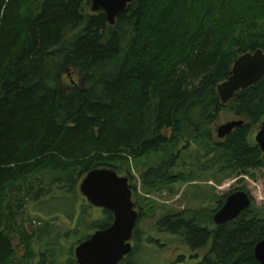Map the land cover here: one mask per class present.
<instances>
[{"label":"trees","instance_id":"16d2710c","mask_svg":"<svg viewBox=\"0 0 264 264\" xmlns=\"http://www.w3.org/2000/svg\"><path fill=\"white\" fill-rule=\"evenodd\" d=\"M90 6L0 0V264L35 261V234L23 220L29 205L46 201L58 183L59 193L76 191L93 170L120 175L130 161L161 154L141 179L145 189L173 191L200 179L180 172L188 150L177 148L187 138L205 141L225 172L264 169L252 139L264 122V78L227 106L218 94L239 57L264 52V0H134L114 26L104 13L87 12ZM226 109L245 123L217 142L209 126ZM225 201L219 199L220 209ZM144 207L135 205L139 222L151 215ZM254 209L253 202L221 227L213 223L218 209L170 216L159 227L193 251L212 243L199 264H260L255 247L264 240V213ZM113 222L104 210V220L89 229ZM17 239L26 249L22 258Z\"/></svg>","mask_w":264,"mask_h":264},{"label":"rangeland","instance_id":"374dc122","mask_svg":"<svg viewBox=\"0 0 264 264\" xmlns=\"http://www.w3.org/2000/svg\"><path fill=\"white\" fill-rule=\"evenodd\" d=\"M88 11L91 12V6ZM237 119L230 109L224 110L218 121L209 126L213 131L214 140L221 142L216 132L220 126ZM257 133L258 128H255L253 141ZM181 149L188 151L183 156V163L186 162V166L180 172L185 170V173H195L197 178L200 176V179L192 184H176L172 187L173 191L161 186L154 190L145 189L141 175L164 158L161 154L130 161L125 165L126 171L120 174L121 177L129 178L136 207L139 208V202H142L146 214L151 212L150 217L142 218L138 224L137 238L139 240L141 238L142 243L139 245V251L132 258L133 264H199L202 259L195 257L194 253L191 254L183 237L162 231L159 224L163 219L175 215L189 218L195 213L205 212L207 216L212 210L220 209L219 199L223 200L239 189L251 195L254 211L264 213V169H250L247 175L242 172H225L224 160L220 161L219 156L213 155L205 141L187 138L177 148V150ZM208 161L212 162L214 171L208 169ZM129 170L131 175L127 173ZM231 175L233 176L228 178ZM43 181L45 184L49 183V175H46ZM82 181L83 179L80 178L76 191L64 193H59L58 183L51 188L46 201L29 205L23 220L27 221L25 223L27 230L35 234L33 250L36 258L30 264H39L42 259L45 260V264L74 262L75 248L81 243L80 241L95 233L89 229L93 221L104 220L103 210L92 207L81 194ZM34 218L42 221L43 224L34 221ZM206 221L202 222L203 225H209L213 230L214 226L211 222L207 219ZM16 246L20 248L18 254L22 258L26 249L20 245V239L16 240ZM204 254L207 255V252Z\"/></svg>","mask_w":264,"mask_h":264},{"label":"water","instance_id":"95a60500","mask_svg":"<svg viewBox=\"0 0 264 264\" xmlns=\"http://www.w3.org/2000/svg\"><path fill=\"white\" fill-rule=\"evenodd\" d=\"M93 14L104 13L109 25L127 11L134 0H90ZM264 78V52L247 53L239 57L227 81L218 86L223 106H227L238 93L257 86ZM243 120H234L217 129V136L225 140L244 125ZM264 160V122L255 137ZM80 192L94 208L110 211L113 224L97 231L90 239L75 248L78 264H119L133 251L131 240L140 213L133 202V191L127 177H121L112 169H96L87 174L80 185ZM253 205L246 191H236L227 196L223 207L214 215L216 226H225L237 220ZM255 258L264 264V240L255 247Z\"/></svg>","mask_w":264,"mask_h":264},{"label":"flooded vegetation","instance_id":"af4514ba","mask_svg":"<svg viewBox=\"0 0 264 264\" xmlns=\"http://www.w3.org/2000/svg\"><path fill=\"white\" fill-rule=\"evenodd\" d=\"M258 131H259V129H258ZM258 134V133H257ZM256 134V135H257ZM256 137V136H255ZM244 191V190H242V189H239V190H237V191ZM248 193V192H247ZM249 194V193H248ZM250 195V194H249ZM250 197H251V195H250ZM252 198V197H251ZM227 199V198H226ZM252 200H253V198H252ZM226 202V201H225ZM254 202V201H253ZM225 204V203H224ZM223 207V206H222ZM103 212H104V210H103ZM213 221H214V219H213ZM139 222V221H138ZM215 224V223H214ZM137 226H138V223H137V225H136V228H135V231H134V235H133V238H132V240H131V244H132V247H133V251H132V253L130 254V255H128L127 257H125L119 264H133V262H132V256L134 255V254H136V252L137 251H139V245H140V243H142V240H141V238H140V240H139V242L137 241V239H136V232H137ZM96 233V232H95ZM168 234H170V233H168ZM94 235V234H93ZM172 235V234H171ZM92 235H90V237H91ZM176 236V235H175ZM184 239V242L186 243V245H187V248H188V250L191 252V254H196V255H194L195 257H199V258H201L202 259V261L205 259V257L206 256H208V254H209V252H210V250H211V247H212V243H209V245L208 246H206L205 248H201V249H198L197 251H193L190 247H189V245L187 244V241H186V239L185 238H183ZM205 252H207V255L206 254H204ZM202 253L204 254V255H202ZM76 257V256H75ZM201 261V262H202ZM200 262V263H201ZM75 264H78V261H77V258H76V263Z\"/></svg>","mask_w":264,"mask_h":264}]
</instances>
